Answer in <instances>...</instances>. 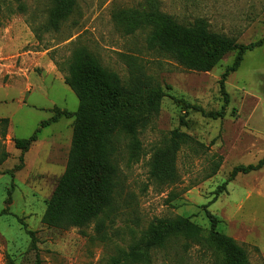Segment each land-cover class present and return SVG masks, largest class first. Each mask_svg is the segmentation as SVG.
<instances>
[{
    "label": "rangeland",
    "instance_id": "rangeland-1",
    "mask_svg": "<svg viewBox=\"0 0 264 264\" xmlns=\"http://www.w3.org/2000/svg\"><path fill=\"white\" fill-rule=\"evenodd\" d=\"M147 1L78 0L77 10L60 29L49 31L44 24L52 0H23L25 11L15 9L16 0L4 2L0 118H9L16 137H29L52 116L54 106L78 109L79 98L64 81L66 71L57 65L66 66L75 45L88 47L126 85L140 79L206 110L223 106L220 78L236 51L210 71L186 69L150 46L148 28L132 29L118 16L122 10L145 8ZM157 2L177 21L204 19L209 29L239 43L264 37V0ZM226 90L230 102L218 119L193 109L185 113L171 95L163 97L158 112L140 130L139 159L130 161L124 152L119 162L118 206L104 218L103 228L97 221L59 228L42 220L67 166L73 117L43 127L23 161L15 136L8 130L1 135L0 128V156L3 148L9 152L0 164V264H35L37 252L42 264H107L132 247L147 252L144 264H211L214 251L191 240H171L150 251L144 246L149 224L160 218L189 217L207 235L206 209L219 218L220 231L246 248L251 264H264V166L237 174L214 199L234 166L256 163L264 155V45L246 52L241 66L228 75ZM177 128L191 139L177 152V179L162 183L151 176L150 161ZM26 228L36 231L37 250L30 248Z\"/></svg>",
    "mask_w": 264,
    "mask_h": 264
},
{
    "label": "trees",
    "instance_id": "trees-1",
    "mask_svg": "<svg viewBox=\"0 0 264 264\" xmlns=\"http://www.w3.org/2000/svg\"><path fill=\"white\" fill-rule=\"evenodd\" d=\"M5 1L0 0V16ZM16 2L17 11L26 10L23 0ZM77 8L78 0H52L44 24L45 30L60 29ZM118 16L132 29L148 28L150 46L189 70L210 71L228 52L236 51L232 64L220 78L225 101L220 109L206 110L169 94L161 85L152 86L140 79L126 85L119 74L104 66L88 47L75 45L66 66L57 65L66 71L64 81L79 98L78 109L70 111L54 106L52 116L43 120L29 137L14 138V145L21 150L23 161L24 153L38 140L43 127L63 117L74 118L67 166L42 216L43 222L49 226L85 227L97 221L100 228L105 227L104 218L110 217L118 206L117 195L121 184L119 162L124 158V152L130 161L139 159L142 150L140 130L158 112L163 97L171 95L186 110L185 113L193 109L212 119L223 118L230 102L226 90L228 75L241 66L247 51L264 45V37L249 43H239L229 35L209 29L204 19L191 24L179 22L162 11L157 0H148L147 6L142 9L122 10ZM34 30L39 32L37 28ZM8 125V117L0 118L1 135H6ZM190 139L187 133L174 129L170 141L159 147L150 161L151 176L162 183L175 181L177 152ZM1 153L0 164L9 155L4 148ZM263 166L264 155L256 163L234 166L228 179L215 191L214 199L237 174L256 171ZM21 167L22 163L15 166L16 169ZM10 202L9 196L7 203ZM205 212L209 224L207 235L203 234L199 224L185 216L160 218L151 222L144 241L146 250L163 248L171 240L182 238L212 249L215 259L211 264H251L246 248L218 229L219 218L216 215L208 209ZM26 232L31 239L30 248L37 250L36 231L26 228ZM36 256L35 264H42L38 252ZM146 257L147 252H139L132 247L130 252L121 250L107 264H144Z\"/></svg>",
    "mask_w": 264,
    "mask_h": 264
},
{
    "label": "crops",
    "instance_id": "crops-1",
    "mask_svg": "<svg viewBox=\"0 0 264 264\" xmlns=\"http://www.w3.org/2000/svg\"><path fill=\"white\" fill-rule=\"evenodd\" d=\"M7 130L10 132V133H12L13 134V129H12V125H11V122H10V120H9V125H8V128H7ZM14 135V134H13ZM15 136V135H14ZM15 138H16V136H15ZM37 141H35L33 144H32V146L31 147H33V145L36 143ZM31 149V148H30Z\"/></svg>",
    "mask_w": 264,
    "mask_h": 264
}]
</instances>
